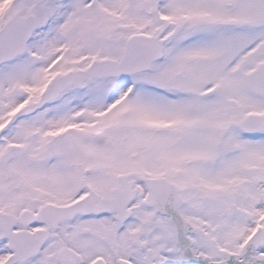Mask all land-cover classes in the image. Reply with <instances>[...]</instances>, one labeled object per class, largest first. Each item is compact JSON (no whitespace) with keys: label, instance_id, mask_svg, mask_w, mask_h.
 Segmentation results:
<instances>
[{"label":"snow or ice","instance_id":"obj_1","mask_svg":"<svg viewBox=\"0 0 264 264\" xmlns=\"http://www.w3.org/2000/svg\"><path fill=\"white\" fill-rule=\"evenodd\" d=\"M0 264H264V0H0Z\"/></svg>","mask_w":264,"mask_h":264}]
</instances>
